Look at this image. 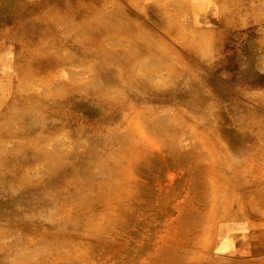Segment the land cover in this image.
<instances>
[{"label":"rangeland","instance_id":"374dc122","mask_svg":"<svg viewBox=\"0 0 264 264\" xmlns=\"http://www.w3.org/2000/svg\"><path fill=\"white\" fill-rule=\"evenodd\" d=\"M0 264H264V0H0Z\"/></svg>","mask_w":264,"mask_h":264},{"label":"bare ground","instance_id":"6f19581e","mask_svg":"<svg viewBox=\"0 0 264 264\" xmlns=\"http://www.w3.org/2000/svg\"><path fill=\"white\" fill-rule=\"evenodd\" d=\"M168 3L167 2H160V3H156V6L155 7H159V8H162L163 7V10H161L160 11V9H159V12H158V20L162 23V17H168V16H166V15H164V14H166V7L168 6L167 5ZM154 7V6H153ZM117 15L120 17V18H124L125 17V13H121L120 12V10L118 11L117 10ZM168 19V18H167ZM114 20H116L114 17H112V21H114ZM111 21V22H112ZM167 21V20H166ZM167 23H168V21H167ZM165 26H167V25H165ZM135 72V71H134ZM58 83V82H57ZM163 126V125H162ZM19 138V137H18Z\"/></svg>","mask_w":264,"mask_h":264}]
</instances>
